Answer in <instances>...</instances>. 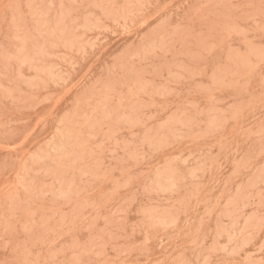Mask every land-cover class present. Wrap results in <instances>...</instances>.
I'll return each mask as SVG.
<instances>
[{
    "label": "rangeland",
    "instance_id": "obj_1",
    "mask_svg": "<svg viewBox=\"0 0 264 264\" xmlns=\"http://www.w3.org/2000/svg\"><path fill=\"white\" fill-rule=\"evenodd\" d=\"M80 1L0 0V264H264V0Z\"/></svg>",
    "mask_w": 264,
    "mask_h": 264
},
{
    "label": "bare ground",
    "instance_id": "obj_2",
    "mask_svg": "<svg viewBox=\"0 0 264 264\" xmlns=\"http://www.w3.org/2000/svg\"><path fill=\"white\" fill-rule=\"evenodd\" d=\"M59 1V0H58ZM70 1V0H69ZM82 2H84V0H81ZM80 1V2H81ZM88 6V5H87ZM92 6H93V4H92ZM95 7V6H94ZM28 9V8H27ZM59 10V9H58ZM88 13H90V12H88ZM93 14V13H92ZM14 18V17H13ZM99 20V19H98ZM96 22V21H95ZM95 24V23H94ZM98 26H99V23H98ZM55 33V32H54ZM81 38V37H80ZM62 40V39H61ZM65 42V41H64ZM25 49V48H24ZM46 54V53H45ZM168 77V76H167ZM9 84V83H8ZM221 113V112H220ZM57 125V124H56ZM170 132V131H169ZM168 132V133H169ZM171 133V132H170ZM172 134V133H171ZM212 135H213V133H212ZM171 136V135H170ZM171 145H173V144H171ZM175 150V149H174ZM183 163V162H182ZM191 164V163H190ZM17 174V173H16ZM45 175V174H44ZM85 176V175H84ZM21 178V177H20ZM173 211V210H172ZM148 215H149V213H148ZM149 220V219H148ZM153 220V219H152ZM159 220H157V222H158ZM150 222V221H149ZM151 224L153 225V222H151ZM155 225V224H154ZM156 226V225H155ZM154 226V227H155ZM88 227V226H87ZM153 227V226H152ZM235 235V234H234ZM146 240V239H145ZM93 252V251H92ZM50 257V256H49Z\"/></svg>",
    "mask_w": 264,
    "mask_h": 264
}]
</instances>
